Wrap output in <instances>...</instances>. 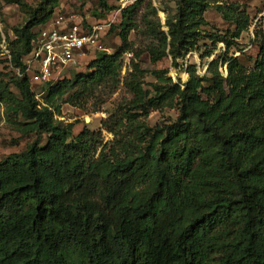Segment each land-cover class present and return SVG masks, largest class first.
I'll use <instances>...</instances> for the list:
<instances>
[{"label":"trees","instance_id":"trees-1","mask_svg":"<svg viewBox=\"0 0 264 264\" xmlns=\"http://www.w3.org/2000/svg\"><path fill=\"white\" fill-rule=\"evenodd\" d=\"M11 1L28 19L7 37L11 70L0 68V104L17 131L37 138L0 162V264H264V28L252 68L229 54L250 29L247 8L217 4L234 28L206 32L215 0H173L164 24L152 2L136 0L110 28L118 48L94 54L74 78L42 84L41 101L26 60L58 0ZM140 28L150 40L144 49L130 39ZM202 40L211 43L205 57L219 43L227 48L205 74L188 65L182 82L156 69L157 82L144 87V53L178 66ZM126 53L133 98L109 126L113 143L88 127L74 135L75 123L56 115L64 103L84 107L96 89L115 91ZM166 108L178 110L174 121L139 119Z\"/></svg>","mask_w":264,"mask_h":264},{"label":"rangeland","instance_id":"rangeland-1","mask_svg":"<svg viewBox=\"0 0 264 264\" xmlns=\"http://www.w3.org/2000/svg\"><path fill=\"white\" fill-rule=\"evenodd\" d=\"M33 7L38 6L42 0H24ZM136 0H106L108 7L103 5L102 0H58L55 7V12L65 18H74L91 24H105L107 30L102 38L103 50L92 51L86 56L79 57L78 62L63 71L62 75L56 76L54 82L62 78H74L76 74L87 71V64L95 55L100 52L113 53L121 41L117 31H111L110 28L120 22V11L127 5ZM159 9V18L162 23L166 22L168 12L175 11V2L173 0H146ZM238 3L250 12L252 22L250 29L243 33L238 44L229 49L230 55H235L249 68L254 66L259 47L256 42V33L260 28H264V0H215L213 6L205 13V18L208 25L203 29L207 31L220 30L226 32L232 30L234 26L226 22L222 15L217 11L216 5H227ZM144 8L142 9V11ZM28 19V14L23 12L19 5L11 0H0V68L8 66V71L11 70L9 53V41L14 39L15 35L13 28L23 25ZM39 28L35 30L38 31ZM142 28L131 32L130 39L134 42L136 48H145L149 43ZM205 43L211 47L208 40H202L198 44V48L190 51L185 58L179 59V65L176 66L171 56L163 58L158 62H153L150 55L146 52L138 60L143 69L147 73L143 77L144 87L152 88V84L157 82L156 76L152 73L153 70H167L168 74L175 80L185 82L189 78L186 72L188 65L194 64L197 67V72L205 74L208 67L207 63L214 58L222 55L227 48L224 43H219L211 57L202 56L205 50ZM95 54V55H94ZM133 58L131 53H126L124 56V68L122 71V82L115 91L107 87L96 89L94 96L90 97L85 106L82 108L73 106L69 103H64L62 106L61 115H56L58 120L65 124L75 123L73 130L74 135L78 134L84 127H88L91 131L99 133L98 136L104 144L113 143L114 134L110 131L109 126H116L114 122L121 118L127 110L128 102L133 98V93L126 86V76L130 72V62ZM13 72L16 73L13 69ZM36 97L43 100L46 92L43 90L42 84L32 83ZM178 110L166 108L163 111L151 109L148 116L141 115L140 120H146L150 126L172 122L176 119ZM36 134L23 135L15 129L5 118V107L0 104V162L12 153L25 150L35 139Z\"/></svg>","mask_w":264,"mask_h":264},{"label":"built area","instance_id":"built-area-1","mask_svg":"<svg viewBox=\"0 0 264 264\" xmlns=\"http://www.w3.org/2000/svg\"><path fill=\"white\" fill-rule=\"evenodd\" d=\"M108 27L65 18L59 13L42 25L26 60L32 83L44 84L74 66L88 51L103 50L102 38Z\"/></svg>","mask_w":264,"mask_h":264}]
</instances>
